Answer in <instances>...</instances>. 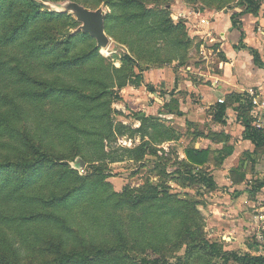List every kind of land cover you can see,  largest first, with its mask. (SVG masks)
<instances>
[{"label": "rangeland", "instance_id": "1", "mask_svg": "<svg viewBox=\"0 0 264 264\" xmlns=\"http://www.w3.org/2000/svg\"><path fill=\"white\" fill-rule=\"evenodd\" d=\"M26 1L36 3L42 13H49L47 0ZM26 1L7 0L3 3L4 15L0 20V35L10 25L20 23L29 13ZM74 1L91 10H97L105 5L109 15L107 35L111 39V44L107 49H100L99 55L103 58L102 60L97 59L80 70L61 72L50 70L48 67L50 61L65 57L66 50L63 48V43L78 24L74 17L56 19L45 17L34 23L31 26L32 32L30 30L15 46L0 45V60L6 64L8 70V73L0 74V91L8 98L0 99V116L4 115L5 107L12 110L18 106L20 111L19 117L15 115L18 119L15 122L16 130L0 132V161L4 160L2 157L5 156L17 157L20 151L23 155L26 152L28 155L29 147L23 148L25 144L17 145V143L14 146L10 145L9 136L21 131L22 136L27 139L25 135L31 133L36 137L37 142L48 149L56 161V165L52 163L45 165L47 179L31 190L32 193L30 191L33 198L64 190L68 185V182L64 180L65 169L68 168L76 171L80 176L92 175L98 186L81 205L66 212L69 223L61 229L56 227L51 230L43 225L22 227L12 221V217L15 218L18 213L14 207L2 208L0 210V259L10 258L11 246H13L20 253L22 264H42L54 258L52 252L47 249L50 243L65 242L66 251L80 250L93 264H139L142 259H153L150 247L166 249L164 252L157 253V257L164 256L162 264H206L200 254L191 257L186 245L180 250H172L173 246L168 245L171 240L178 237L183 227L181 217L177 219L164 217L153 225L151 218L145 222L141 221L144 218L142 213H132L128 209L115 210L113 203L108 201L114 193H122L125 187L138 189L146 182H152L155 185L166 184L170 188L171 195L177 196L182 201L201 204L198 207L197 222L205 227L204 231L210 243L215 246L220 245L226 251H239L248 255L258 254L256 253L258 250L256 247L259 248L257 243L263 245L264 240L253 236L254 232L251 235L242 236L240 242L232 244L230 239L233 235L212 231L216 226L212 219L213 215L207 209L209 192L206 187L194 182V179H199L197 175L201 172L192 170L190 177L183 172L176 177L169 173L172 171L171 161L175 158L183 159V150L188 146V141L182 140L169 148L166 146V149L156 148L160 151L159 157L165 155L171 159L168 161V163L171 162L169 166L167 162H164L160 168L151 156L138 161L131 160L125 154V150L134 149L142 143L140 137L132 138L129 129L140 126L139 114L148 115L149 99H123L125 89L120 87L133 69L138 75L140 71L147 72L158 69L162 65L176 72L183 69V64L199 67L212 62L214 57L210 60L207 50H214V47L204 38L208 33L214 32L211 28L209 30V23L214 19L218 9L226 8L220 11L223 15L225 12H230L229 9L241 5L244 0H133L136 4L131 10L123 6L122 0ZM253 1L260 6L258 12L264 15V0ZM146 10L149 14L144 13ZM240 11L242 10L236 9L233 13ZM131 12H134L135 18L126 21L125 18ZM241 21L236 19V27L239 22L241 24ZM172 24L177 25L179 29L170 30L169 27ZM183 34L190 38L189 45L186 38L183 40ZM32 35L36 40L32 38ZM42 44L47 45L45 54H41L38 50L31 51L38 46L42 47ZM203 45L206 46L210 61L202 55ZM94 46L96 47V42L92 39L79 38L74 52L82 53ZM126 56H130L134 62H127ZM28 71L45 85L51 83L57 86L72 85L82 90V94L91 97L103 94V98L96 101L78 99L84 101V104L74 102L72 99L46 103L19 99V92L24 87L19 79H22L23 72ZM147 82L149 81L145 82L143 78L142 84L145 85ZM149 85L151 84H146V87ZM106 91L110 92L105 95ZM168 91L159 88L154 90L164 95ZM129 96L132 98L137 95L135 92H130ZM174 96L172 94L171 98L166 99H175L172 98ZM170 103L173 106L175 101ZM164 112L165 108L161 105L158 110L149 114L158 118ZM163 117L167 118L164 115ZM175 119H177L175 126L180 130L183 128L181 126L183 121L179 118ZM162 121L164 123H156L166 129L171 127L169 121ZM108 122L113 124V134L107 139L102 135L107 130ZM121 125L127 128L123 129ZM28 141L36 143L33 139ZM78 158H83L86 162V166L82 169L74 168L73 164ZM104 177H107L105 181L107 184L100 183ZM35 206L33 203V207ZM176 207L179 205L176 204ZM242 209H245V204L242 205ZM253 211L254 209H250L252 215L249 218L252 217L254 222L260 214L252 213ZM243 213L247 211L243 210ZM115 220L118 229L125 233L126 247L110 252L109 248L119 244V238L112 227ZM258 227L261 228L262 225ZM260 228H257L256 232ZM245 229L249 228L245 227ZM244 243L250 244L252 250L247 251ZM100 249H106L109 252L105 257H101L97 255ZM223 262L220 257L215 259L213 264H224ZM226 264L235 263L230 260Z\"/></svg>", "mask_w": 264, "mask_h": 264}, {"label": "trees", "instance_id": "2", "mask_svg": "<svg viewBox=\"0 0 264 264\" xmlns=\"http://www.w3.org/2000/svg\"><path fill=\"white\" fill-rule=\"evenodd\" d=\"M4 1L5 0H0V20L4 15L2 12V5L3 3H6L7 0L5 2ZM66 1L76 2L74 0ZM26 2L29 7V13L20 23L16 25H10L6 31L0 35L1 46H15L23 39L25 35L28 34L30 30L32 32L31 26L34 23L44 19L45 17H48L49 19L73 17L67 14L59 15L53 13L50 11L48 6L49 13H42L41 8L36 3L30 1ZM46 2L63 3L53 2L51 0H47ZM122 2L123 6L125 8H129V10L134 8L136 4L133 0H122ZM258 8H260V6L253 0H244L243 3L238 7L229 9V11H234L236 9L242 10L231 15L233 27L237 26L236 19L240 20L245 15L249 14L253 16L259 15ZM224 9L226 8L222 7L218 9L217 12H220ZM144 13L149 14V11L146 10ZM163 13L166 14L167 12ZM134 18V12H131L125 19L126 21H129L133 20ZM108 19L109 15L107 14L105 21L106 33L108 28ZM77 24L79 27L80 24L78 22ZM169 28L170 30L175 29V31L176 29H179L177 28V25L173 24ZM183 37V40L185 38L187 39V45H189L190 38L184 34ZM32 38L36 40L35 36L33 35ZM79 38H90L96 42V40L88 34L79 32L72 35L71 31L70 37L63 43V48L66 50L65 57L50 61L48 63L50 70L60 72L80 70L81 68L94 63L97 59H103L99 55L100 49L97 47V42L96 47L94 46L88 51L82 53L74 52L77 49V41ZM46 47V44H42V47L38 46L36 49H32L31 51L35 52L38 50L41 52V54H45V50H47ZM125 60L129 63L134 62L130 56H126ZM5 65L6 64L0 60V74L8 73ZM183 66L189 65L183 64ZM163 67L165 66L161 65V67H158V69ZM145 71L146 70L140 71V73L137 75L133 69L131 74L126 76V81L120 84V87L123 89H126L129 86L140 87L143 83V73ZM19 82L24 84V87L19 92V99H26L35 103L57 102L72 99L74 102L78 101L80 104H84V101L78 99H94L93 101H96L97 99L103 98V94H100L96 97L82 94V90L77 89L72 85L57 86L53 83L50 85H45L43 81L38 80V77L34 76L29 71L23 72V77L22 79H19ZM109 92L110 91H106L104 94L106 95ZM0 97V99H8L3 93H1V91ZM228 99L229 102L233 104L240 103L239 110L241 111V114L239 115V120L246 129L247 137L253 140L257 147L264 145V131L257 130L252 126L253 121L249 116L250 109L242 102V98L238 95H231ZM173 100L175 101L174 105L172 106L170 105L171 103L169 104L171 112L176 116H180L181 113L178 110V101L172 99L171 102ZM230 106L231 104L226 102L219 105V114L216 116V120L222 122L223 115ZM3 112L4 115L0 116V132L2 130L9 131L10 129L15 131V122L18 121V119L15 118V115H17V117L20 116L18 106L14 107L12 110H10L8 107H5V111ZM139 116L140 118H138V121L140 122V126L136 129L129 130L131 131L132 138L138 136L140 137L142 143L134 149H128L124 151L131 160L137 159L140 161L146 156H151L156 160L155 163H158L159 168L164 162H167V166H169V164L172 162V171L169 173L173 174V177L182 174V172L187 173V176L190 177L191 171L197 170L201 173L197 175L199 179H194V182L201 184L202 187H206V189L209 191H213L215 189V183L212 177H209L206 172L199 169L200 166H203L207 162L209 156L208 151L197 150L192 147L186 150L187 160H179V158H175L168 163V161L171 159L167 158L165 155H163V157H159L158 153L160 151L156 148L158 145H161L165 142L179 140L180 134L172 127H168V129H166L164 126L159 125L158 123L160 122L164 123V121L160 120L159 118L147 116L141 117V114H139L138 117ZM121 127L123 129L127 128L124 125H121ZM112 128L113 124L108 122L107 130H105V133H103L102 137L107 139L110 138L111 134H113ZM22 134L23 133L20 131V133L9 136V144L12 146H14L16 143L17 145L25 144L23 148H27L28 146L30 149V155H26L27 152L23 155L20 149L16 148L17 151H20L17 157L13 158L10 156H1L4 158V160L0 161V210L2 208L14 207L18 213L15 218L12 217V221L18 223L22 227L43 225V227L49 228L51 230L56 227L60 229L65 228V226H67L69 223L66 212H68V210L72 211L81 205L85 199L88 198L97 188V181L92 178V175L80 176L76 171L68 168L65 169L64 173V180L68 182V185L64 190L60 192L53 191L50 195L33 198L31 196V190H33L39 183H42L47 179L45 165H48L49 163L56 165V161L53 159V155L48 151V149L42 146L41 143L37 142L35 139L36 137H34L31 133L25 135L27 139H25ZM32 139L36 143L28 141ZM83 158L81 159L84 161ZM102 179L103 181L101 182L100 180V183L107 184L105 183L107 177ZM108 201L113 203L115 210L123 211L124 209H128L132 213H142L144 218H142L141 221L145 222V220H149L151 218L153 220L151 224L153 225H156V223L162 220L164 217H171L173 219L181 217L183 221V227L180 229L178 237H176L174 240H171L168 245L173 246L172 250H180L184 245H186L191 257H193V255L200 254L201 258L205 259L206 264H213L215 259L220 257L223 259L224 264L230 262V260L235 264H264V255L258 257L252 256L250 254L240 255L236 252L226 251L220 245L215 246L214 244L210 243L204 231L205 227L197 222L199 218L198 207L201 206V204L186 200L182 201L177 196L171 195L170 188L166 184L155 185L152 182H146L143 183L138 189H130L125 187L122 193H114ZM33 203L36 205L35 207H33ZM176 204H178L179 207H176ZM117 226L118 224L116 220L113 221V231L119 238V244L109 248L110 252H114L118 248L126 247L125 233L118 229ZM152 232L155 231L152 230ZM66 248L65 242L50 243L47 249L52 252L54 258L52 260L45 261L42 264H93L91 261H89L87 255H85V253L82 251L76 249L66 251ZM150 248L152 250L151 253L153 254V259H142L139 264H162L164 261V256L157 257V253L158 251L164 252L166 249L163 248L162 250L160 247ZM109 251L106 249H100L97 252V255L105 257ZM19 254L20 253L16 251L15 247L11 246L10 258L2 257L0 259V264H22Z\"/></svg>", "mask_w": 264, "mask_h": 264}, {"label": "crops", "instance_id": "3", "mask_svg": "<svg viewBox=\"0 0 264 264\" xmlns=\"http://www.w3.org/2000/svg\"><path fill=\"white\" fill-rule=\"evenodd\" d=\"M232 14L233 11L223 15L217 12L209 23V30L211 28L214 32H207L204 38L214 47V50H207L210 60L214 57L212 62L199 67L183 66V69L176 71L178 73L166 67L144 72V81L148 80L146 84L151 85L129 86L124 91L123 99H149V113L164 106L163 115L167 118L162 114L158 118L169 121L170 126L180 134V139L165 142L157 148L166 149V146L169 148L182 140L188 141V146L183 150V159L179 160H187L186 150L192 147L208 151V160L199 169L212 177L215 183L213 191L207 190V209L213 215L216 226L212 231L233 235L230 240L236 244L242 236L251 235L252 232L253 236L264 240V145L257 147L247 137L246 129L239 120L240 103L233 104L228 99L231 95L240 96L250 109L252 126L264 131V15H245L236 28L233 27ZM202 47L203 56L209 60L206 46ZM156 88L169 91L167 95L159 94L154 92ZM130 92H135L139 97L130 98ZM172 94L175 95L172 98L178 101L180 116L172 114L169 107V100L172 99H166L171 98ZM225 102L231 106L224 113L223 121L219 122L216 120L219 105ZM149 113L147 117H156ZM175 118L183 121L180 130L175 126ZM257 121H261L260 127ZM243 204L245 209H242ZM250 209H254L252 213L260 214L254 222L252 217L249 218L252 215ZM243 210L247 213H243ZM257 228L260 229L256 232ZM257 244L258 254L252 256H263L264 244ZM244 247L247 251L252 250L250 244L244 243Z\"/></svg>", "mask_w": 264, "mask_h": 264}, {"label": "water", "instance_id": "4", "mask_svg": "<svg viewBox=\"0 0 264 264\" xmlns=\"http://www.w3.org/2000/svg\"><path fill=\"white\" fill-rule=\"evenodd\" d=\"M47 6L53 13L71 15L77 20L80 26L72 31V35L79 32L90 35L96 40L99 49H107L110 46L111 39L105 29V21L108 14L105 5H102L97 10L88 9L72 1H65L63 3L48 2ZM141 117H145V115L141 114ZM73 165L75 169H82L86 166V163L79 158Z\"/></svg>", "mask_w": 264, "mask_h": 264}, {"label": "built area", "instance_id": "5", "mask_svg": "<svg viewBox=\"0 0 264 264\" xmlns=\"http://www.w3.org/2000/svg\"><path fill=\"white\" fill-rule=\"evenodd\" d=\"M204 48V47H203ZM202 48V55L204 54V50ZM224 101H219V103H223ZM258 126L260 127L262 125L261 121H257Z\"/></svg>", "mask_w": 264, "mask_h": 264}]
</instances>
